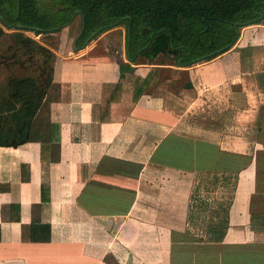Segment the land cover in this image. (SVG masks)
<instances>
[{
    "label": "crops",
    "instance_id": "1",
    "mask_svg": "<svg viewBox=\"0 0 264 264\" xmlns=\"http://www.w3.org/2000/svg\"><path fill=\"white\" fill-rule=\"evenodd\" d=\"M73 25L0 143V264H264V19L190 65L131 51L125 23L75 48Z\"/></svg>",
    "mask_w": 264,
    "mask_h": 264
},
{
    "label": "trees",
    "instance_id": "2",
    "mask_svg": "<svg viewBox=\"0 0 264 264\" xmlns=\"http://www.w3.org/2000/svg\"><path fill=\"white\" fill-rule=\"evenodd\" d=\"M60 1L63 13L55 17L41 10L37 0H0V37L4 28L35 34L56 32L78 14L81 27L77 48L91 36L125 23L129 29L131 51L142 53L150 46V57L164 52L176 61L179 59L181 64L190 65L213 59L228 50L236 42L241 26L264 19V0ZM14 35L21 43L26 39L21 33ZM51 80L50 75L45 80V87L37 85L31 76L12 80L0 107L17 111V124H29L37 114ZM2 128L0 122V133ZM43 144L41 142L42 152ZM45 189L47 186L42 184L44 199L47 198L43 196Z\"/></svg>",
    "mask_w": 264,
    "mask_h": 264
},
{
    "label": "rangeland",
    "instance_id": "3",
    "mask_svg": "<svg viewBox=\"0 0 264 264\" xmlns=\"http://www.w3.org/2000/svg\"><path fill=\"white\" fill-rule=\"evenodd\" d=\"M39 8L53 16H60L63 13V6L60 0H37ZM74 25L71 33L74 38L78 37L81 27L80 15L73 16ZM15 33H21L25 39L24 42H19L16 39ZM18 40V41H17ZM87 40V39H86ZM85 40V41H86ZM85 41L81 42L84 43ZM58 41L55 36L48 33L35 34L33 31H21L15 28H4V34L0 37V105L1 101L5 100L6 93L9 91L10 82L15 79L32 77L39 86H46L45 80L50 78L52 74L54 62V48H57ZM71 49V47H69ZM161 52L160 54H163ZM52 82V81H51ZM48 84V83H47ZM51 84V83H50ZM47 87L49 89L50 87ZM47 89V90H48ZM18 106V105H17ZM19 113L14 112L13 108L0 107V122L2 123L3 132L0 133L2 140L9 141L15 135L25 132L27 123L17 124ZM24 134V133H23ZM18 136V135H17ZM7 139V140H6ZM10 142H14L10 140ZM146 223V222H145ZM145 223L140 222V232L143 233L139 238V244L150 243V227L147 229ZM109 239L108 244L112 243V239L116 230L115 228L108 229ZM148 235V237L144 236ZM120 243L119 241H117ZM162 243V242H161ZM160 243V244H161ZM135 244V243H134ZM138 244V239L137 243ZM154 261H160V254L154 253ZM152 255V256H153Z\"/></svg>",
    "mask_w": 264,
    "mask_h": 264
},
{
    "label": "water",
    "instance_id": "4",
    "mask_svg": "<svg viewBox=\"0 0 264 264\" xmlns=\"http://www.w3.org/2000/svg\"><path fill=\"white\" fill-rule=\"evenodd\" d=\"M262 16H263V14L260 15V17H262ZM128 34H129V31H128ZM74 47L77 48V46L75 44H74Z\"/></svg>",
    "mask_w": 264,
    "mask_h": 264
}]
</instances>
